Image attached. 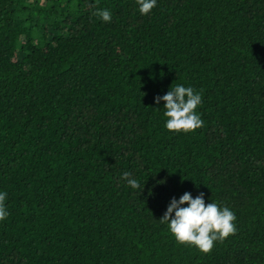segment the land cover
Masks as SVG:
<instances>
[{"label":"trees","instance_id":"trees-1","mask_svg":"<svg viewBox=\"0 0 264 264\" xmlns=\"http://www.w3.org/2000/svg\"><path fill=\"white\" fill-rule=\"evenodd\" d=\"M0 190V264H264V0H0ZM185 192L236 215L209 253L158 221Z\"/></svg>","mask_w":264,"mask_h":264},{"label":"clouds","instance_id":"clouds-1","mask_svg":"<svg viewBox=\"0 0 264 264\" xmlns=\"http://www.w3.org/2000/svg\"><path fill=\"white\" fill-rule=\"evenodd\" d=\"M158 0H136L141 15H149L157 7ZM105 23H111L113 13L104 8L96 13ZM164 102V127L170 132L189 133L201 128L204 121L197 109L202 104V95L191 86L177 84L163 96H157L155 103ZM128 187L139 190L143 186L129 172L121 177ZM8 194L0 190V222L6 220L9 211L6 205ZM187 205V206H184ZM236 215L229 207L217 202L205 203L204 193L195 198L185 192L179 199L173 197L162 218L158 220L167 225L170 233L179 244L196 247L203 253L213 250L215 243L223 241L237 231Z\"/></svg>","mask_w":264,"mask_h":264}]
</instances>
